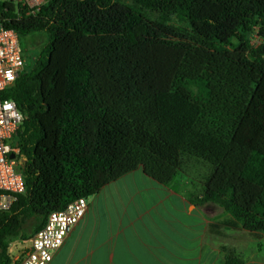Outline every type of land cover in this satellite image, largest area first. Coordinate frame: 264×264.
I'll return each mask as SVG.
<instances>
[{
  "label": "trees",
  "instance_id": "16d2710c",
  "mask_svg": "<svg viewBox=\"0 0 264 264\" xmlns=\"http://www.w3.org/2000/svg\"><path fill=\"white\" fill-rule=\"evenodd\" d=\"M0 23L24 57L32 34L46 36L6 92L23 115L24 192L0 211V264L51 212L138 168L172 186L184 156L211 167L189 200L228 214L212 234L264 235V0H47L33 11L0 0ZM222 250L223 264H243Z\"/></svg>",
  "mask_w": 264,
  "mask_h": 264
},
{
  "label": "crops",
  "instance_id": "0c3cea01",
  "mask_svg": "<svg viewBox=\"0 0 264 264\" xmlns=\"http://www.w3.org/2000/svg\"><path fill=\"white\" fill-rule=\"evenodd\" d=\"M181 185L159 184L141 168L108 183L87 198L83 217L48 264H223V248L243 264H264V235L242 229L212 234L210 225L228 214L213 203L196 206L188 198L190 185ZM30 242L10 244L13 264H20Z\"/></svg>",
  "mask_w": 264,
  "mask_h": 264
},
{
  "label": "built area",
  "instance_id": "2783aa9c",
  "mask_svg": "<svg viewBox=\"0 0 264 264\" xmlns=\"http://www.w3.org/2000/svg\"><path fill=\"white\" fill-rule=\"evenodd\" d=\"M4 1L20 3L33 11L47 0ZM24 65L25 57L16 31L0 23V211L12 205L14 195L24 192V181L17 167L19 147L14 142L21 130L23 115L16 103L6 95ZM86 209L87 198L79 197L64 209L51 212L44 225L31 238L30 247L20 264H48Z\"/></svg>",
  "mask_w": 264,
  "mask_h": 264
},
{
  "label": "rangeland",
  "instance_id": "374dc122",
  "mask_svg": "<svg viewBox=\"0 0 264 264\" xmlns=\"http://www.w3.org/2000/svg\"><path fill=\"white\" fill-rule=\"evenodd\" d=\"M37 34L38 33L32 34L34 36L30 38V41L27 45L28 47L25 51L26 53H25L24 70L26 71H28L31 68V66L34 64L37 55L39 54L40 50L42 49L43 45L46 42V36L44 34H39V35ZM30 36H27L25 39L22 40L23 45L26 44ZM255 40L256 39H253L254 43L256 42ZM185 86L198 98H202L205 96L206 88L203 83L189 82V83H186ZM210 170H211V167L209 164L203 161H200L198 159L189 157V156H184L181 160L180 172L175 182L173 183V185L181 188L182 187L181 184L183 182L188 183L190 185V188L192 189L191 192L198 193L203 179L210 172ZM238 240L242 241L244 240V238L240 236L238 237ZM19 242H22V241L20 240L13 241V243L14 244L16 243L17 245L20 244ZM25 243H27V241H25L23 244ZM14 244H12V247H11L12 252L16 251V248H15L16 245Z\"/></svg>",
  "mask_w": 264,
  "mask_h": 264
},
{
  "label": "water",
  "instance_id": "95a60500",
  "mask_svg": "<svg viewBox=\"0 0 264 264\" xmlns=\"http://www.w3.org/2000/svg\"><path fill=\"white\" fill-rule=\"evenodd\" d=\"M10 157H11V158H13V157H14V155H12V154H11V155H10Z\"/></svg>",
  "mask_w": 264,
  "mask_h": 264
}]
</instances>
